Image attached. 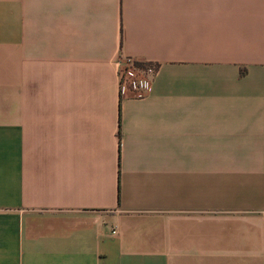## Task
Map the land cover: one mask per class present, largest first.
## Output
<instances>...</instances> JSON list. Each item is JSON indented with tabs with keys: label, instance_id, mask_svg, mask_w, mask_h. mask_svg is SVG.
Segmentation results:
<instances>
[{
	"label": "crops",
	"instance_id": "obj_1",
	"mask_svg": "<svg viewBox=\"0 0 264 264\" xmlns=\"http://www.w3.org/2000/svg\"><path fill=\"white\" fill-rule=\"evenodd\" d=\"M0 264H264V0H0Z\"/></svg>",
	"mask_w": 264,
	"mask_h": 264
},
{
	"label": "built area",
	"instance_id": "obj_2",
	"mask_svg": "<svg viewBox=\"0 0 264 264\" xmlns=\"http://www.w3.org/2000/svg\"><path fill=\"white\" fill-rule=\"evenodd\" d=\"M139 63L141 62L128 57H120L117 60V76L122 96L144 97L157 76L158 69L155 65L143 63L148 65L142 67Z\"/></svg>",
	"mask_w": 264,
	"mask_h": 264
},
{
	"label": "trees",
	"instance_id": "obj_3",
	"mask_svg": "<svg viewBox=\"0 0 264 264\" xmlns=\"http://www.w3.org/2000/svg\"><path fill=\"white\" fill-rule=\"evenodd\" d=\"M140 66L146 67L148 64L139 63Z\"/></svg>",
	"mask_w": 264,
	"mask_h": 264
}]
</instances>
